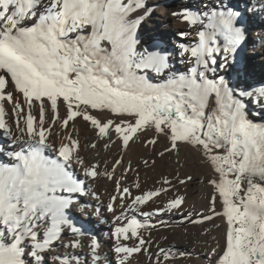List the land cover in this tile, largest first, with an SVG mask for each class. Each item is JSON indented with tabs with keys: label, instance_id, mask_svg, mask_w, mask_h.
I'll list each match as a JSON object with an SVG mask.
<instances>
[{
	"label": "snow or ice",
	"instance_id": "1",
	"mask_svg": "<svg viewBox=\"0 0 264 264\" xmlns=\"http://www.w3.org/2000/svg\"><path fill=\"white\" fill-rule=\"evenodd\" d=\"M259 3L264 12V0ZM145 7L144 0H0V129L7 130L6 101L13 105L18 131L27 137L26 147L6 153L12 163H0V264H47L66 230L80 232L69 215L70 195L58 194L84 191L67 170L78 145L69 138L70 143L54 149L58 158L44 154L53 148L48 143L51 129L44 127L46 105L53 113V128L57 122L67 128L70 121L82 118L100 137L110 139L114 130L125 147L138 133L153 130L168 141L158 153L161 157L178 152L181 144L198 152L214 173L207 178L213 188L212 215L202 220L222 216L226 223L224 246L219 255L215 249L211 253L217 257L215 264H264V123L248 115L256 107L264 112V81L250 82L239 70L234 80L219 74L234 68V54L246 42L245 17L231 4L212 0H205L201 10L174 13L199 29L193 45H179L180 56L187 54L190 65L179 72L172 70L167 55L137 51L141 18L131 17ZM61 103L66 107L63 120ZM37 104L38 120L31 111ZM93 112L113 118L102 120ZM77 163L89 178L104 174L80 158ZM162 191L166 189L136 196L128 207L136 211V205ZM121 192L126 196L129 189ZM117 199L111 197L108 211H114ZM217 200L221 211L216 210ZM183 201L171 199L155 214L179 209ZM141 214L147 218L153 213ZM121 218L123 214L117 220ZM143 226L132 218L115 228L118 264L148 251L138 235ZM121 237L138 242L127 246ZM64 247L75 250L82 244L72 239ZM97 248L92 241V255L85 261L75 253H56L51 264H101ZM24 255L31 260L25 261ZM160 255L168 259L163 249ZM104 264L110 262L105 259Z\"/></svg>",
	"mask_w": 264,
	"mask_h": 264
},
{
	"label": "bare ground",
	"instance_id": "2",
	"mask_svg": "<svg viewBox=\"0 0 264 264\" xmlns=\"http://www.w3.org/2000/svg\"><path fill=\"white\" fill-rule=\"evenodd\" d=\"M221 2L225 5L227 2L234 3V9L237 8L245 17L246 28L252 30L246 42L237 51L240 57L238 66L234 62L233 69L219 74L234 80V72L239 70L250 82L264 81V30H258L260 27L264 29V12L260 11L259 0H212L214 4ZM144 3L146 7L133 13L131 17L141 18L136 30L137 51L147 49L150 52L167 55L173 71H186L190 66L189 57L187 54L180 56L179 45H193L198 40L196 33L199 29L188 25L174 13H181L185 9L201 10L205 0H175L173 4H168L167 0H144ZM87 31L90 29L86 30V33ZM181 33L186 35L182 36ZM147 74L153 82H158L155 73L149 71ZM3 107L7 130L0 129V163L10 164L13 161L6 153L20 150L21 145L26 147L27 137L17 129L18 118L13 114V105L5 101ZM31 111L38 120L39 105L34 106ZM93 115L102 120L113 118L106 112H93ZM248 115L253 122L264 123V112L259 107L250 109ZM52 117L53 113L46 105V120L49 125L46 127L44 123V127L51 129L48 143L53 145L52 149L45 150L46 156L58 158L54 149H58L62 143H70L69 138L79 145V141L72 137V133L74 127L80 128L82 132V147L79 149L77 146L73 151V158L67 170L81 183L84 191L58 194L70 195L72 200L70 209L88 219L95 238H79L78 241L82 244L80 249L65 248L64 245L72 240L71 231L66 230L48 254L47 264H51V257L56 253L61 255L75 253L81 261L89 260L92 255L89 245L92 241L98 245L101 264H104L105 259L110 264H118V257L114 253L117 241L112 233L116 227L126 226L127 220L132 218L144 225L138 229V235L147 242L145 248L148 251L134 254L126 264H157L158 261L159 264H215L217 257L211 253L215 249L217 255L220 254L224 246L226 223L222 216L202 220L204 216L212 215L210 200L213 188L207 183V178L214 173L198 152L181 144L178 152L171 151L161 157L158 153L169 146L168 141L163 136L156 137L153 130L138 133L125 147L114 130H110V139L108 136L100 137L98 130H94L90 122H85L82 118L70 121L67 128L62 127L59 122L53 128ZM59 117L60 120L66 118V107L63 103L59 105ZM154 138L158 140L155 145L147 143ZM93 144L95 147H92ZM77 158L82 159L85 165H97L98 171L104 174L98 175L95 179L87 177L84 167L77 163ZM118 160L121 163L117 164ZM108 174L112 176L111 179L108 178ZM188 176L192 177L190 181L186 179ZM181 179L186 182L180 184ZM165 180L169 183L165 184ZM123 188L129 189L126 196L122 195ZM161 188L166 191H162L158 197L143 205H136V211L128 207L136 196ZM113 196H117L118 199L114 202V211L110 212L107 205L112 202ZM176 197L184 198L182 207L171 212L155 214L156 209L165 208L168 201ZM216 210L221 211L219 200L216 202ZM142 212L153 214L145 218ZM122 214L123 218L117 220ZM201 220L202 222H196ZM4 242L11 241L5 239ZM120 242L127 246H135L138 241L136 238L124 240L121 237ZM160 249L167 253V260L160 255ZM23 259L28 261L26 255Z\"/></svg>",
	"mask_w": 264,
	"mask_h": 264
},
{
	"label": "rangeland",
	"instance_id": "3",
	"mask_svg": "<svg viewBox=\"0 0 264 264\" xmlns=\"http://www.w3.org/2000/svg\"><path fill=\"white\" fill-rule=\"evenodd\" d=\"M174 1L175 0H167V2H168V4L170 3V4H173L174 3ZM228 3L229 4H231L233 7H235V5H234V3H231V2H227V5H228ZM237 7V6H236ZM237 9V8H236ZM238 10V9H237ZM251 28H253L252 26H251ZM247 29V28H246ZM252 29H247V34H246V38H248L249 36V33L251 34V31ZM259 31H261V30H264L263 29V27H260L259 29H258ZM264 39V38H263ZM234 57H235V60H234V62H235V64H236V66H238V64H239V59H240V57H239V55H238V53L236 52L235 54H234ZM45 126L47 127L49 124V122L45 119ZM48 129V128H47ZM77 131V132H76ZM76 133V134H75ZM82 132H81V130H80V128H77V127H74V129H73V133H72V137L74 138V139H76V140H78L79 142H78V148L80 149L81 147H82V142H81V138H82ZM101 176V175H100ZM182 207V206H181ZM69 215H70V217H71V219H72V221H73V223H74V226L75 227H78L79 229H80V232L79 233H76V234H73V233H71L70 234V237H71V239H76V240H78L79 238H82V237H86V238H88V239H94L95 238V234H94V230H91V227H89L91 224L89 223V221H88V219H85V218H83L82 217V215L81 214H79V213H76V212H73V210H69ZM217 234V233H216ZM26 258H27V260L29 261V260H31V257L30 256H28V255H26Z\"/></svg>",
	"mask_w": 264,
	"mask_h": 264
}]
</instances>
